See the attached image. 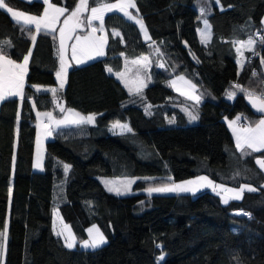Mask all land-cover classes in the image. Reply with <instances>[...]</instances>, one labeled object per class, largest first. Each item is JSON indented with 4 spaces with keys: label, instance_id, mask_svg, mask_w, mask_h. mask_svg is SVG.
Segmentation results:
<instances>
[{
    "label": "trees",
    "instance_id": "obj_1",
    "mask_svg": "<svg viewBox=\"0 0 264 264\" xmlns=\"http://www.w3.org/2000/svg\"><path fill=\"white\" fill-rule=\"evenodd\" d=\"M77 1L50 0L67 11L54 31L36 33L32 26L34 45L30 34L0 9V45H12L5 46L6 54L20 61L32 50L23 99L13 96L0 102V231L7 224L2 264H264V172L255 164V158L264 157V149L244 155L223 119L239 113L241 120L255 123L261 117L251 112L246 97L264 93V45L256 36L264 27V0H220L219 5L214 0H136L139 11L134 12L151 40L123 14L106 12L104 56L81 65L72 62L57 100L43 89H59L56 32ZM6 3L31 14H41L45 5L44 0ZM96 6L88 0L79 13L86 23ZM205 20L210 38L202 43L198 29ZM249 36L257 40L254 49L260 55L251 57L252 51L244 47L241 68L237 48ZM141 54L149 57L150 80L137 95L107 67L121 69L124 58ZM175 75L191 80L199 102L169 85ZM236 84L246 92L234 88ZM39 85L42 90L36 92L32 86ZM232 91L234 98H227ZM67 109L82 116L94 112L95 121L50 125L54 130L42 142L37 167V112L63 119ZM190 110L197 111V121L191 122ZM114 120L128 122L131 131L111 132ZM65 163L71 165L67 173ZM198 174L227 186L250 184L257 191L245 190L242 199L224 204L220 195L208 190H141ZM102 175L149 179H138L133 192L117 195L103 187ZM54 208L73 231L76 245L71 249L53 231ZM92 223L99 225L107 241L97 248H81L79 242Z\"/></svg>",
    "mask_w": 264,
    "mask_h": 264
},
{
    "label": "snow or ice",
    "instance_id": "obj_2",
    "mask_svg": "<svg viewBox=\"0 0 264 264\" xmlns=\"http://www.w3.org/2000/svg\"><path fill=\"white\" fill-rule=\"evenodd\" d=\"M28 2H31V0H28ZM214 2L219 5L220 0H214ZM94 3H96L98 6L91 7V17L88 18V26L91 27V23L93 20H100L101 21V27L99 29L92 28V33H95L96 31H103V21H104V13H122L124 17H126L128 20H133L137 25H139L141 31L145 34L146 38L148 40H151V37L148 36L147 29L143 23L142 18H138L137 16L133 15L132 12L129 11V9H135L137 12L139 9L137 8L136 0H116L115 3H105L100 4L99 0H94ZM44 4L47 5V7L44 9V13L42 16H36V15H27L22 11L14 10L11 6H9L8 3H6V0H0V9L6 10L8 14L11 15V19L15 22L16 25L21 26V30L24 32H27L30 34V39L35 44L36 36L31 35L33 31V27L35 29L36 33H39L40 31L44 29H54V25L59 21L60 16H62L67 9L57 7L56 5L50 3V0H44ZM88 7V0H80V4L77 6L76 10H74L71 13V16L68 17L64 21L65 27L68 26L69 21L73 18H77V23L73 25L72 29L70 31H74L76 27H79V21H78V13L82 11V9H85ZM224 9L221 7V11ZM205 9L202 7L201 12L203 13ZM205 23V29L201 31V42L207 43L209 39V32H208V22L207 20L204 21ZM261 25L264 26V20H261ZM260 32H264V27L262 29L258 30V34ZM118 35V33H115ZM60 52H59V62L60 67L59 70L56 71L55 75L57 80L59 81V89L51 88V89H43V91H51L53 94L54 99H59V97L56 95L57 92L60 89L64 88V84L66 82V76H67V68L69 65L65 61V55H64V39H65V28L60 29ZM71 38V37H69ZM76 43L72 45V59L77 60L79 64H83V59H78V54L86 55L87 59L91 60L94 59L95 56H103L105 54L104 47L107 44V39L105 37H96L93 34H88L85 36H76L75 37ZM155 43V42H153ZM186 43V42H185ZM236 43V42H233ZM241 47H247L249 50L252 51L253 55H259L254 49V45H256L257 40L254 39L252 36H249L247 41H240ZM259 43L264 45V35L260 36ZM5 46L11 47L10 41H4L3 45H0V102L6 100L8 97L13 96H20L21 99H23V87H24V77L27 72V67L29 64V59L32 55V50L29 49L27 51V54L23 55V60L21 63H17L16 60L11 59L8 54L5 52ZM157 51H159L157 49ZM237 52L240 53L241 56H243V53L241 52L240 48H237ZM94 53L95 55H93ZM123 55V54H122ZM148 56H142L139 59L133 60V65H140L142 61H148ZM239 63V62H238ZM261 63L264 64V58H261ZM162 66V65H161ZM241 68H243V64H241ZM107 71L109 73L112 72L111 68H108ZM118 78H123L124 73H117L116 74ZM253 75L255 76V71L253 72ZM178 80L184 81L185 78L183 76H179L177 78ZM137 80H139V69H137ZM133 83H136V81H133ZM186 84L190 85L192 89L195 88V85L191 84L190 81H185ZM176 81L171 82V86H175ZM125 86L129 87V92H132V88L129 86L128 82H125ZM143 82H140V84L136 88V93L139 95L140 88L143 87ZM36 89V92H40L42 89L40 86H32ZM234 88H238L241 92H246V90L236 84L233 85ZM7 94V95H6ZM182 95L188 96V98L195 100L196 102H199L200 97L199 96H193L190 92H182ZM236 95L235 91L228 93V98L232 99ZM248 96L250 98V102L252 104V107L255 108L257 112L264 113V93H261V95L257 98H252L253 94L248 93ZM33 107H35V103L33 102ZM60 112H65V108L62 106H59ZM68 115H65L63 119H56L52 112H46V113H40L37 112V117L39 118L41 115H44L48 118L49 124L44 125L46 128V135H51V132L54 130L50 125H55V127H59L61 125H76L81 126L85 124H92L95 121V114H90L87 116H82L79 113L74 112L73 109H67ZM190 115V120H196L197 117L195 115ZM17 120H19V114H17ZM236 120H240V117L238 116ZM173 121H169V123H172ZM236 121H233L231 123H235ZM113 128H120L121 131L127 130L131 131V128H129L126 124L122 125L119 121L115 122L112 125ZM234 131H236L234 129ZM236 147L237 149L241 150L244 155H252L254 152H260L262 149H264V119H260L258 123H256L255 127L250 126H241L238 132H236ZM251 149V152L245 151V149ZM15 157H13V160ZM255 163L258 165L259 169L261 171H264V157H257L255 158ZM37 167H40L39 163L36 165ZM65 172L67 173L69 169L71 168V165L65 164L63 165ZM149 179V178H145ZM171 179V178H169ZM198 182H206L201 183V187H211L212 190L215 192L217 189H220V192H217V195H221V193H232V196L230 199L233 200H240L242 199L243 193L246 191L248 192H255L257 191V188L242 184L238 188H232L227 187L224 184H216L212 180L208 179V177H198L196 180H187L182 182L181 184H172V185H163L159 187H149L146 189L148 193H165V192H175V191H195V189L189 187L191 185H196ZM108 181L105 182L107 185ZM129 184L133 183V181H128ZM264 187V186H261ZM9 197H11L12 189L9 188ZM109 192L115 191L117 195H122L124 193H121L119 189H113L112 187L108 188ZM224 204L229 203L228 198L223 199ZM243 215H250L249 213H241ZM67 227V225H65ZM88 233L90 234L91 239L90 240H84L83 246L88 248H97L100 245L106 243V239L99 231V229L93 225L91 228H89ZM96 232L97 235L91 236L93 232ZM58 236L62 235V233L57 232ZM74 237H65V246L69 249L73 248L75 246L74 244ZM0 240L3 241V243H0V249H3L7 242V224L4 225V230L0 231ZM160 259H163V256L160 257Z\"/></svg>",
    "mask_w": 264,
    "mask_h": 264
},
{
    "label": "rangeland",
    "instance_id": "obj_3",
    "mask_svg": "<svg viewBox=\"0 0 264 264\" xmlns=\"http://www.w3.org/2000/svg\"><path fill=\"white\" fill-rule=\"evenodd\" d=\"M115 2H116V0L115 1H112V2H108V3H115ZM79 4H80V0L77 1L76 7L71 12H73L74 10H76V8H77V6ZM57 7H61V6H57ZM129 11L132 12L133 15L137 16L138 18H140V16L137 13L134 12V9H129ZM32 15L38 16L39 14H32ZM91 15H92V13H91V10H90V13L88 14V16L91 17ZM60 20H61V16L59 18V21L56 23V26L60 22ZM76 21H77V18H76ZM78 21H79V27H78L79 29H78L77 33L75 34L73 40L71 41L70 47H69V55H70V58H71V60H72V62H73L74 65H81V64H79L77 62V60L72 59V45L76 43L75 37L76 36H85V35L91 34L92 33L91 32L92 31V28L99 29L101 27V21L100 20H93L92 25H91L90 32L88 34H83L82 33V30L85 28V26L88 25V23H86V21H84L83 17H81L79 13H78ZM95 21L98 22V24ZM138 27H139V25H138ZM205 27L206 26H205V23L203 21L202 27L200 29H198V35H199V39L200 40H201V31L204 30ZM103 29H105L104 26H103ZM139 29H140V27H139ZM140 31H141V29H140ZM208 32L210 34V26H209V23H208ZM141 33H142V36L144 38H146L145 34L142 31H141ZM92 34L94 36H96V37H105L103 35V32L102 31H99V30L96 31L95 33H92ZM209 38H210V35H209ZM247 40H245V41H247ZM239 48L241 49V52H242V49L244 47H241V44H240L239 45ZM104 52H105V47H104ZM92 54L95 55L94 53H92ZM142 56H147V55L141 54V55L136 56V57H127V58H124V63H123V66H122L121 69L115 70V69H112L111 68L112 69V73L116 77H117V75H116L117 73H124L123 78H118V77L117 78L120 79L124 83V85H125V82L127 81L128 84H129V86L132 88V91H134V92H136V88L140 84V82H143V85H144L143 87L140 88V90H141V89H143L147 85L148 81L150 80V74H149V71H150V61H149V59L146 62L145 61H142L140 65H133L132 64V61L133 60L139 59ZM100 57H102V56H95L94 59H97V58H100ZM78 59H83L84 60V63L89 62L91 60H94V59L89 60V59H87V56L86 55H81V54H78ZM242 59H243V56H241L240 53H238L237 62H239V65L242 63ZM22 60L21 61H17V62L18 63H21ZM108 68H110V67H107V69ZM137 69H139V80H137ZM179 76H183V75H175V76L169 78L168 79L169 85L171 86V82L172 81H176L175 86L174 87L171 86L174 90H176L179 93H182V92H190L191 95L198 96V94L195 91V88L192 89L190 87V85H188V84L185 83V81H190L191 82V80H189L188 78H186L185 76H183L185 78V80L184 81H181V80H178L177 79ZM133 81H136V83H133ZM24 84H25V77H24ZM191 84H193V83L191 82ZM39 86H41V85H39ZM126 88L129 90V87H126ZM226 97L228 98V93L226 94ZM90 114H95V116H96V113H94V112L93 113H88L87 115H90ZM188 114L195 115L197 117V111H191L190 110L188 112ZM238 116L240 117V120L243 117L239 113L233 115L232 117L223 116V119H224L226 125L228 126V128H229V130L231 132V135H233L232 137H234L233 140H234L235 145H236V138H235L236 132H238L239 129L241 128V126H243V125L239 124L240 120H238V121L236 120V118ZM261 117H264V116H261ZM46 120H48V119H46ZM117 121H119V120H114V121H112L110 123V125H109L110 131L113 132V133H119V132L127 131V130L121 131L120 128H113L112 125L115 122H117ZM195 121H197V120H194V121L191 120V122H195ZM233 121H236V122L233 124V123H231ZM119 122L122 125H125L126 124L130 128L128 122H125V121H119ZM246 122H247V124L244 125V126H250V127H252L256 123V122L255 123H250L248 121V119H246ZM234 129L236 131H234ZM39 156L41 157V152L40 151H36L35 157H34V164L35 165L38 164L39 162H41V159H40ZM65 164H67V163H65ZM205 176L208 177V179L212 180L206 174H198L196 176H192V177H189V178H186V179H182V180H173L172 179L170 181H165L164 183L155 184V185H149V186H146V187L142 188L141 190L143 192L148 193L146 191V189L149 188V187H159V186H163V185L181 184L184 181H187V180H196L198 177H205ZM142 178H147V177L146 176H141V175H128V176H107V175H102V176H99V180H100L101 184L103 185V187L105 189L108 190L109 187H112L113 189H119L120 192L121 193H124V194H129V193L133 192L134 191V189H133L134 183L138 179H142ZM106 181H108L110 183H108L106 185L105 184ZM128 181H133V183L129 184ZM212 181L215 182L216 184H222V183L217 182V181H214V180H212ZM201 183H206V182H198L196 185L189 186V187L195 189V191H175V192H165V193L153 192L151 194L196 193V192H199V191H202V190H208V191L214 192L211 187H201L200 186ZM247 185H250V184H247ZM225 186H227V185H225ZM250 186H252V185H250ZM227 187L238 188L239 186L238 187H235V186H227ZM113 192L115 193V191H113ZM217 192H220V189H217L214 193H217ZM220 196H221V199L222 200L224 198L230 199V197L232 196V193H221ZM65 225H67V227H65ZM93 225H95L99 229V231L101 233H103V231L101 230V228L99 227L98 224L92 223L86 229L87 237L84 240H90L91 239L90 234L88 233L87 230L89 228H91ZM52 227H53V231L55 233H57V232L62 233L61 236H62V238H63L64 241H65V237H69V236L74 237V234H73V231H72L70 225L68 223H66L62 219V217L60 216V214H59V212H58V210L56 208H54V210H53ZM95 235H97V233L94 231L91 234V236H95ZM103 235H104V237H105V239L107 241L106 235L104 233H103ZM83 241L79 242V246L81 248H84V249H90V247L86 248V247L83 246ZM75 242L76 241L74 239V244H75ZM163 255L164 254H162V255L159 256V260H160V257L163 256Z\"/></svg>",
    "mask_w": 264,
    "mask_h": 264
},
{
    "label": "water",
    "instance_id": "obj_4",
    "mask_svg": "<svg viewBox=\"0 0 264 264\" xmlns=\"http://www.w3.org/2000/svg\"><path fill=\"white\" fill-rule=\"evenodd\" d=\"M69 16H71V15H69ZM69 16L65 17V18L61 21L60 26H59V28H58V30H57V32H56V41H57L58 51L60 52V39H61V38H60V29H61V28H65V39H64V45H65V48H64V55H65V61H66V63L69 65V67L67 68V71H68V69L70 68L71 63H72V60H71L70 55H69V47H70V43H71V41L73 40L75 34L77 33V31H78V29H79L78 27H76L74 31H70V29H72L73 25L77 23V21H76L75 18H73L72 20H70L68 26L65 27V25H64V21H65L66 19H68ZM69 37H71V38H69ZM157 67H158V66H157ZM257 97H259V96H252L253 99H254V98H257ZM246 103L248 104V106H249L251 112H252L254 115H256V116H264V113L257 112V111L255 110V108L252 107V104H251V102H250V98H249V96L246 97ZM255 164H256V163H255ZM263 172H264V171H263Z\"/></svg>",
    "mask_w": 264,
    "mask_h": 264
},
{
    "label": "crops",
    "instance_id": "obj_5",
    "mask_svg": "<svg viewBox=\"0 0 264 264\" xmlns=\"http://www.w3.org/2000/svg\"><path fill=\"white\" fill-rule=\"evenodd\" d=\"M51 3V2H50ZM47 7V5L45 4L44 5V9ZM14 9V8H13ZM44 9H43V11H42V13L41 14H39L38 16H42L43 15V13H44ZM14 10H17V11H21V10H18V9H14ZM22 12H24V11H22ZM25 14H27V15H32L31 13H27V12H24ZM10 15V14H9ZM11 16V15H10ZM263 20H264V16H263ZM34 27V26H33ZM55 27H56V24L54 25V29H55ZM46 30H52V29H46ZM90 30H91V28L89 29V30H87V32H82L83 34H88L89 32H90ZM92 32V31H91ZM103 35L106 37L107 35H106V30L104 29L103 31ZM92 34V33H91ZM21 61V60H20ZM18 63V62H17ZM7 95V94H6ZM41 113V112H40ZM43 113H45V112H43ZM41 117V118H40ZM39 118H38V123H37V132H36V136H37V138H36V151H40L41 152V154H42V142L46 139V138H48L50 135H46V128L44 127V125L43 124H41V120H46V119H48L46 116H44V115H41ZM260 119H264V117H261ZM259 119V120H260ZM258 120V121H259ZM48 123L46 124V125H48L49 124V121L48 120H46ZM258 121H256V123H258ZM40 122V123H39ZM256 123H255V125H256ZM255 125H253L252 127H255ZM233 136V135H232ZM234 138V137H233ZM40 157V156H39ZM37 165V164H36ZM39 165H40V162H39ZM3 257L2 256H0V264H2V262H3V259H2Z\"/></svg>",
    "mask_w": 264,
    "mask_h": 264
},
{
    "label": "built area",
    "instance_id": "obj_6",
    "mask_svg": "<svg viewBox=\"0 0 264 264\" xmlns=\"http://www.w3.org/2000/svg\"><path fill=\"white\" fill-rule=\"evenodd\" d=\"M262 35H263L262 33H259V34L256 33V36H258L259 38H260V36H262ZM255 51H256V49H255ZM256 52L259 53L258 51H256ZM259 55H260V54H259ZM259 55H258V56H259ZM250 56H251V57L254 56L252 52L250 53ZM256 56H257V55H256ZM239 124H241V125L244 126V125H246L247 123H246L244 120H240Z\"/></svg>",
    "mask_w": 264,
    "mask_h": 264
}]
</instances>
